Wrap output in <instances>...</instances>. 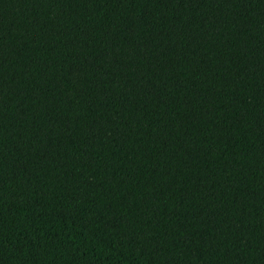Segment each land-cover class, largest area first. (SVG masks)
I'll return each instance as SVG.
<instances>
[{"label": "trees", "instance_id": "obj_1", "mask_svg": "<svg viewBox=\"0 0 264 264\" xmlns=\"http://www.w3.org/2000/svg\"><path fill=\"white\" fill-rule=\"evenodd\" d=\"M0 264H264V0H0Z\"/></svg>", "mask_w": 264, "mask_h": 264}]
</instances>
